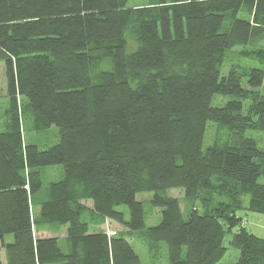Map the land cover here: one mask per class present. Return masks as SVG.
Masks as SVG:
<instances>
[{
    "label": "trees",
    "instance_id": "1",
    "mask_svg": "<svg viewBox=\"0 0 264 264\" xmlns=\"http://www.w3.org/2000/svg\"><path fill=\"white\" fill-rule=\"evenodd\" d=\"M127 4L0 0L9 99L0 125V264H142L127 240L133 232L144 236L148 264H159L162 244L167 264H216L227 233L233 264H264V237L238 214H264V150L246 135L264 131V68L220 72L229 49L264 33V0ZM244 9L252 19L238 16ZM214 95L229 99L213 106ZM25 121L56 126L57 142H25ZM208 122L229 139L203 148ZM55 165L59 178L44 182L43 168ZM171 189L182 190L185 217ZM140 192L160 208L154 226H145ZM107 219L126 230L107 235L97 228ZM42 224L65 226V250L56 235H35Z\"/></svg>",
    "mask_w": 264,
    "mask_h": 264
},
{
    "label": "rangeland",
    "instance_id": "2",
    "mask_svg": "<svg viewBox=\"0 0 264 264\" xmlns=\"http://www.w3.org/2000/svg\"><path fill=\"white\" fill-rule=\"evenodd\" d=\"M149 0H128V6H141L147 4ZM240 18H248L252 19V13L247 9H244L239 15ZM135 48V44L133 40L128 38V45L126 47L127 52H131ZM260 51L261 60L255 56V52ZM104 61L109 62V60L105 59ZM105 65H100V67H104ZM251 67L256 68H264V33L260 37H253L249 41L247 45H237L229 49L224 57V61L222 66L220 67V72L222 74H226L229 69L235 68L239 72H244ZM6 82L4 75V67L3 62L0 61V125L4 127V123L6 120L5 111L9 105V99L6 94ZM259 91L264 95V83L261 87H259ZM229 99L228 96L214 95L211 100V104L213 106H222ZM249 104V100L244 101L245 107ZM244 107V109H245ZM23 139L28 143H35L40 148H45L51 144H54L58 140V128L54 125H51L48 128L35 130L32 128V123L29 121L23 122ZM228 130L215 123L208 122L206 131L203 139V148L212 144L213 140L216 139L218 143H223L227 141L230 137L228 136ZM246 135L253 138L258 147L264 150V131L259 130H249L246 132ZM43 180L44 182L57 180L59 178V174L62 172L61 165L55 166H47L43 168ZM259 182H264V176L259 179ZM169 195L180 198L181 199V208L183 209L184 217L187 214L186 207L187 202L183 201V192L179 189H171L167 192ZM152 196V192H140L136 195L138 200L142 201L144 214H145V226H154L158 224L161 220L160 208L152 207L149 203V200ZM248 196L243 197L244 206L247 205ZM186 204V205H185ZM185 205V209L183 206ZM117 209L124 211L125 216L128 217V212L125 206H119ZM38 210L36 207H32V215L35 216ZM238 214L244 218V226L250 232L256 234L257 236L264 237V214L251 212L245 208H242L238 211ZM98 229H101L107 233V235H111L114 233H118L119 231H125L126 228L114 221L107 219L103 222ZM34 233L36 236L39 235H51L54 234L59 238V244L65 250L63 236L65 235V226L64 227H56L51 226L49 224H42L34 227ZM231 235L227 233L223 240V246L225 247V252L221 260L216 264H233L237 258V250L230 246L229 240ZM13 239L12 235H6L5 240L11 241ZM127 240L131 243L132 247L138 254L142 264L149 263V252L148 248L144 243V236L141 232H133L127 237ZM161 248L158 252L159 264H167L166 251L164 244L161 245ZM0 259L5 261V253L3 249L0 247Z\"/></svg>",
    "mask_w": 264,
    "mask_h": 264
}]
</instances>
